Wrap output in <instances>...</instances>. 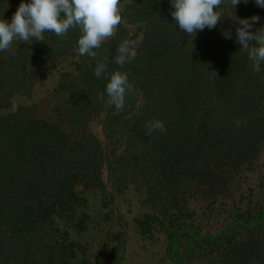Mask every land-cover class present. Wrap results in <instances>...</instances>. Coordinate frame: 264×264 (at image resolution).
<instances>
[{"label":"trees","instance_id":"trees-1","mask_svg":"<svg viewBox=\"0 0 264 264\" xmlns=\"http://www.w3.org/2000/svg\"><path fill=\"white\" fill-rule=\"evenodd\" d=\"M118 1L0 0V264H70L75 241L55 232L82 229L78 184L160 193L179 174L211 185L195 166L202 148L257 162L263 193L251 215L229 205L214 232L180 213L173 263L264 264V0H129L97 40ZM60 63L72 71L45 113L26 100Z\"/></svg>","mask_w":264,"mask_h":264},{"label":"rangeland","instance_id":"rangeland-1","mask_svg":"<svg viewBox=\"0 0 264 264\" xmlns=\"http://www.w3.org/2000/svg\"><path fill=\"white\" fill-rule=\"evenodd\" d=\"M128 1L115 3L111 26L100 32L97 40L113 36L120 11ZM49 2L53 6L60 5V0ZM128 26L132 27V24ZM60 71H72V67L57 64L35 85L27 103L35 102L49 113L56 102L53 86L59 80ZM91 130L103 139L98 123H93ZM194 161L199 172L201 169L209 171L213 179L211 185L196 182L197 177L179 174L170 177L169 191L160 193L148 192L144 185L130 184L122 192L110 193L108 187V192L103 193L97 189H82L78 184L74 214L79 216L82 229L76 231L69 224L55 232L61 241L65 229L67 237L75 241L74 253L68 259L70 264H174L168 253L167 229L171 221L179 219L180 213L185 217L189 215V221L196 222V230L214 232L230 221L229 205L240 208L242 215H245V209L249 215L254 212L263 193L262 168L257 162L250 165L236 162L233 166L227 161L215 162L205 148L195 155ZM157 184L152 183V186ZM238 233L245 234L244 228H238ZM256 254L254 257L263 258L264 251L259 250ZM252 263L261 262L252 259Z\"/></svg>","mask_w":264,"mask_h":264}]
</instances>
